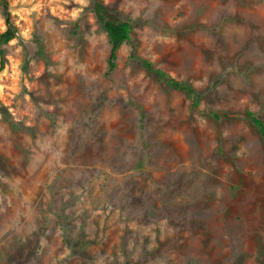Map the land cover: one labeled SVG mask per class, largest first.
I'll return each instance as SVG.
<instances>
[{"label":"rangeland","instance_id":"obj_1","mask_svg":"<svg viewBox=\"0 0 264 264\" xmlns=\"http://www.w3.org/2000/svg\"><path fill=\"white\" fill-rule=\"evenodd\" d=\"M7 2L0 264H264V0Z\"/></svg>","mask_w":264,"mask_h":264},{"label":"trees","instance_id":"obj_2","mask_svg":"<svg viewBox=\"0 0 264 264\" xmlns=\"http://www.w3.org/2000/svg\"><path fill=\"white\" fill-rule=\"evenodd\" d=\"M93 11L100 27L105 33L107 43L109 45V53L107 58V73L114 71L116 67L117 52L119 48L127 43L132 32V23L129 18L117 20L113 18L99 3H94ZM0 14L4 20L5 29L0 33V69L5 65L4 49L3 47L10 41L16 39L17 29L11 22L10 9L7 0H0ZM33 52L34 47L30 48ZM141 67L150 75H153L156 80L163 83L166 87L183 92L191 100V109L196 110L199 106L198 92L187 82L178 81L162 70L155 69L153 65L146 60H139ZM0 114L5 116V112L0 106ZM213 118L218 119L216 114ZM246 119L249 124L256 130L262 144L264 145V123L257 118L253 113L246 112Z\"/></svg>","mask_w":264,"mask_h":264}]
</instances>
